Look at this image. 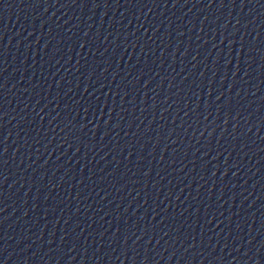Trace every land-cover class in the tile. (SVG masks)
<instances>
[{"label":"water","instance_id":"water-1","mask_svg":"<svg viewBox=\"0 0 264 264\" xmlns=\"http://www.w3.org/2000/svg\"><path fill=\"white\" fill-rule=\"evenodd\" d=\"M0 264H264V0H0Z\"/></svg>","mask_w":264,"mask_h":264},{"label":"snow or ice","instance_id":"snow-or-ice-1","mask_svg":"<svg viewBox=\"0 0 264 264\" xmlns=\"http://www.w3.org/2000/svg\"><path fill=\"white\" fill-rule=\"evenodd\" d=\"M210 3H211V0H210Z\"/></svg>","mask_w":264,"mask_h":264}]
</instances>
